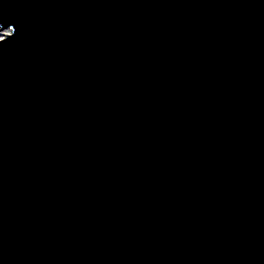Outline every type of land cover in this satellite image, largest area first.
Returning a JSON list of instances; mask_svg holds the SVG:
<instances>
[{
    "label": "water",
    "instance_id": "water-1",
    "mask_svg": "<svg viewBox=\"0 0 264 264\" xmlns=\"http://www.w3.org/2000/svg\"><path fill=\"white\" fill-rule=\"evenodd\" d=\"M0 264H264V0H0Z\"/></svg>",
    "mask_w": 264,
    "mask_h": 264
},
{
    "label": "rangeland",
    "instance_id": "rangeland-1",
    "mask_svg": "<svg viewBox=\"0 0 264 264\" xmlns=\"http://www.w3.org/2000/svg\"><path fill=\"white\" fill-rule=\"evenodd\" d=\"M4 32H8V30L6 28L0 29V34H3Z\"/></svg>",
    "mask_w": 264,
    "mask_h": 264
}]
</instances>
